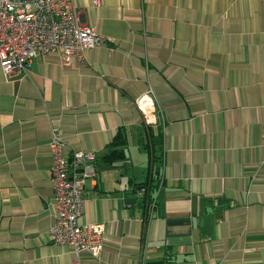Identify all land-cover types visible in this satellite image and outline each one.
I'll use <instances>...</instances> for the list:
<instances>
[{
  "label": "crops",
  "instance_id": "crops-1",
  "mask_svg": "<svg viewBox=\"0 0 264 264\" xmlns=\"http://www.w3.org/2000/svg\"><path fill=\"white\" fill-rule=\"evenodd\" d=\"M73 1L106 40L84 65L38 56L16 81L0 68V264L93 262L49 238L53 127L64 155L95 156L78 222L104 226L100 264H264V0ZM148 88L159 131L134 105Z\"/></svg>",
  "mask_w": 264,
  "mask_h": 264
},
{
  "label": "built area",
  "instance_id": "built-area-1",
  "mask_svg": "<svg viewBox=\"0 0 264 264\" xmlns=\"http://www.w3.org/2000/svg\"><path fill=\"white\" fill-rule=\"evenodd\" d=\"M98 4V0H93ZM94 27L80 23L73 0H0V68L7 81L23 80L38 56L56 55L61 66L84 65V54L105 43ZM144 124L159 131L164 120L155 106L151 88L134 101ZM65 142L57 127L51 129L49 150L53 156L50 182L54 222L49 228L50 241L68 245L75 256L86 252L92 264H100L104 243L102 224L80 225L85 199L83 188L95 182L98 172L95 156L88 151L64 155ZM156 199L148 206V220L154 218Z\"/></svg>",
  "mask_w": 264,
  "mask_h": 264
},
{
  "label": "trees",
  "instance_id": "trees-1",
  "mask_svg": "<svg viewBox=\"0 0 264 264\" xmlns=\"http://www.w3.org/2000/svg\"><path fill=\"white\" fill-rule=\"evenodd\" d=\"M158 133L156 136L151 135L149 137V154L151 156V166L148 170V177L147 181L140 186V189L144 192V194L150 198L151 193L154 191V183H155V177L159 175V166L155 165V157H158L154 154L155 150L158 145L160 146V136L158 137ZM126 144V137L124 135V132L122 130H119L116 137L114 138L111 147L114 146H123ZM124 152L122 150L113 149L106 157L105 160L109 163H114L115 160H122L124 158ZM153 165V166H152ZM150 194V195H149Z\"/></svg>",
  "mask_w": 264,
  "mask_h": 264
},
{
  "label": "rangeland",
  "instance_id": "rangeland-1",
  "mask_svg": "<svg viewBox=\"0 0 264 264\" xmlns=\"http://www.w3.org/2000/svg\"><path fill=\"white\" fill-rule=\"evenodd\" d=\"M155 152H157V151H155ZM155 154V153H154Z\"/></svg>",
  "mask_w": 264,
  "mask_h": 264
}]
</instances>
